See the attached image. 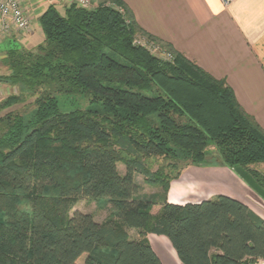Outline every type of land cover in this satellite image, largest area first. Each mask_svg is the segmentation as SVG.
Here are the masks:
<instances>
[{
  "label": "trees",
  "instance_id": "16d2710c",
  "mask_svg": "<svg viewBox=\"0 0 264 264\" xmlns=\"http://www.w3.org/2000/svg\"><path fill=\"white\" fill-rule=\"evenodd\" d=\"M38 22L34 50H7V79L43 90L28 115L0 116V264H162L148 234L164 236L181 264H264L263 218L223 193L170 203L176 175L146 165L264 164V129L225 79L143 30L122 0L50 4ZM52 93L83 94L89 106L61 111ZM136 173L161 192L139 193ZM81 197L109 204V216L69 214Z\"/></svg>",
  "mask_w": 264,
  "mask_h": 264
},
{
  "label": "crops",
  "instance_id": "0c3cea01",
  "mask_svg": "<svg viewBox=\"0 0 264 264\" xmlns=\"http://www.w3.org/2000/svg\"><path fill=\"white\" fill-rule=\"evenodd\" d=\"M122 1L143 30L169 42L215 78L225 79L243 110L264 129V0H231L226 5L221 0ZM68 2L19 0L29 20V29L25 32L11 27L0 41V51L14 47L35 48L43 41L38 22L40 14L50 4L62 11ZM97 2L90 0L92 6ZM230 196L264 219L262 190L252 192L245 186L238 194ZM167 201L183 204L197 200L188 193L173 190L172 186L167 192ZM150 235L165 239L173 251L174 258H169L166 255L172 252L154 250L162 264H181L164 236L148 234L147 237Z\"/></svg>",
  "mask_w": 264,
  "mask_h": 264
},
{
  "label": "rangeland",
  "instance_id": "374dc122",
  "mask_svg": "<svg viewBox=\"0 0 264 264\" xmlns=\"http://www.w3.org/2000/svg\"><path fill=\"white\" fill-rule=\"evenodd\" d=\"M6 35L7 32L0 38V41ZM24 49L34 50L35 48ZM151 51L164 59L166 58L162 53L160 54L158 49H151ZM9 74L10 70L7 65V50L4 52L0 51V103L4 102L7 97L13 95L21 98L19 99L20 101L14 103L10 107L1 109L0 116H3L7 112H13L22 116L28 115L30 111L34 109L33 102L36 96L43 89H39L36 93L34 91L27 90L25 86L19 84L18 82H13L10 79H7ZM53 96H55V100L61 111H71L74 109L84 110L89 106L88 97L83 94L55 93ZM209 151H213L212 147L209 148ZM169 161L170 160L162 156H155L147 158L146 165L152 171H155L158 168H163L169 177L176 175V177L170 181V189L173 186V190H179L183 194L188 193L189 196L194 197L197 201L216 195L218 192L229 195L238 194L241 187L245 186L252 192L262 190L256 182L255 177L251 175L249 171H256L259 175L264 177V164L249 165L246 169L239 166H235L232 169L227 167H223L225 169H220L221 167H197L191 163H186V160H180V162L173 163L175 165L171 169L167 166ZM117 168L120 173L125 171V166L122 162L117 163ZM134 178L138 186L139 193L150 194L161 192L162 190L160 184L148 183L141 174L136 173ZM97 203L98 202L95 200L84 197L75 198L72 200L69 214H72L74 211L89 213L96 221L101 222L109 216L110 206L107 203L103 205H99ZM22 207L28 209V203L24 201ZM128 232L130 237H137L136 230L130 229ZM147 238L156 252L163 249L166 253L172 252V255L168 254L166 256L174 258L173 251H171L165 239L152 235ZM78 261L81 263L82 259H79Z\"/></svg>",
  "mask_w": 264,
  "mask_h": 264
},
{
  "label": "built area",
  "instance_id": "2783aa9c",
  "mask_svg": "<svg viewBox=\"0 0 264 264\" xmlns=\"http://www.w3.org/2000/svg\"><path fill=\"white\" fill-rule=\"evenodd\" d=\"M80 6H89V0H68ZM223 4H228L231 0H221ZM14 27L18 31H28L29 20L24 11L20 7L19 0H0V38L11 28ZM140 43H145L144 40H139ZM151 49H157L149 45ZM161 54V53H160ZM166 58L167 54L162 53Z\"/></svg>",
  "mask_w": 264,
  "mask_h": 264
}]
</instances>
